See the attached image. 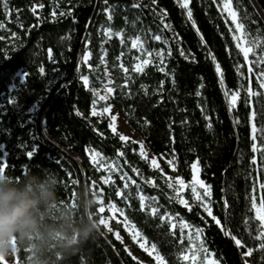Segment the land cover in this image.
Returning a JSON list of instances; mask_svg holds the SVG:
<instances>
[{
  "label": "trees",
  "instance_id": "trees-1",
  "mask_svg": "<svg viewBox=\"0 0 264 264\" xmlns=\"http://www.w3.org/2000/svg\"><path fill=\"white\" fill-rule=\"evenodd\" d=\"M233 2L249 36L259 35L264 42V18L254 2ZM255 2L264 15V0ZM6 3L7 14L5 0H0V25H3L0 163H6L3 173L17 181L33 174L55 181V198L41 209L45 225L67 223L74 228L89 223L97 225L87 237L73 232L74 242L67 248L61 246V232H57L56 240L43 243L36 236L28 239L13 236L17 264H140L128 255L124 243L99 226L97 195L105 204L113 203L122 210L147 242L157 245L167 264H191L178 256L188 245L185 237L182 244L179 241V225L170 231L169 222L141 211L137 185L146 197L158 198L146 200V204L158 205L161 214L179 213L189 224L203 227L206 246L220 264H244L242 249L220 231L190 195L187 199L193 205L191 212L178 203L164 174L141 158L136 143L121 141L108 127V117L91 115L93 90L100 89L107 76L113 88L112 105L160 157L162 168L170 176L179 175L185 182H191L192 164L198 162L200 179L211 185L214 215L226 229L254 248L247 258L248 264H264V251L256 248L258 241L254 239L259 222L251 208L254 192L264 197V189L259 186L264 183V150L255 153L251 150L252 123L258 129V147L264 144V95L253 96L251 105L245 102V77L251 79L254 92L264 93L256 79L260 66L253 64V72L248 73V64L238 53L229 24L215 0L190 2L199 33L176 0H156L155 4L151 0H6ZM135 4L140 7H134ZM69 9L70 15L60 14ZM157 10L162 14L166 10L163 21ZM107 28L112 29V35L104 34ZM116 32L122 35L117 36ZM154 34L161 35L162 40H155ZM201 34L206 45L201 43ZM137 36L143 49L153 55L142 72L133 71L136 58H143L131 45ZM180 48L185 50V56L180 54ZM160 49L165 50L163 72L156 59ZM86 51L90 53L87 63L82 60ZM209 51L223 69L227 88L244 86L232 111ZM259 51L258 45L257 54ZM120 64L129 69L128 73ZM237 65L242 66L244 76L238 74ZM40 67L45 69L44 73L39 71ZM81 75L89 77V87L84 86ZM125 79L129 81L126 86ZM253 110L256 116L250 121ZM77 111L82 115H77ZM205 116L210 118V128ZM88 148L102 154L99 161L115 167L102 169L93 164ZM117 149L124 155L119 156ZM30 150L34 151L31 158L26 155ZM173 153L176 167L171 170L167 159ZM253 155L257 157L255 163ZM124 173L136 184L122 180ZM105 176H111L107 184L101 179ZM149 177L155 180V185L145 182ZM126 182L128 188H124ZM117 190L123 196H117ZM175 220L174 216L172 222ZM134 248L145 261L143 264H154L149 256ZM0 264H4L1 258Z\"/></svg>",
  "mask_w": 264,
  "mask_h": 264
},
{
  "label": "snow or ice",
  "instance_id": "snow-or-ice-1",
  "mask_svg": "<svg viewBox=\"0 0 264 264\" xmlns=\"http://www.w3.org/2000/svg\"><path fill=\"white\" fill-rule=\"evenodd\" d=\"M152 4L156 3V0H151ZM190 2L191 0H177L178 5L185 10L186 13V18L187 20L191 21L193 28H196V31L199 33V29L196 27V22L193 19V12L192 9L190 7ZM215 2L217 3V7L220 8V10L224 13H227V16L230 17V22L231 25H234V27L230 28V31L232 33V39L233 41H235V47L238 50L239 54H242L243 56V60L245 61L246 64H248V68L247 71L248 73H252L253 72V64H256L258 66H260L259 70L256 72V79L258 81V87L259 89H264V42L261 41L260 36L258 35L257 37H254L252 39H248L249 37V33L247 31V27L245 25L244 22H242L241 18L238 15V10L233 6V0H215ZM5 12L7 14V3L5 0ZM41 6L42 5H38ZM134 7H140L139 4H135L133 5ZM146 7V5H145ZM18 11V10H17ZM33 11H35V8H33ZM108 9H105V12H108ZM61 15H65V14H71V10H67L66 13H60ZM53 16L56 15L55 12L52 13ZM167 15L166 10H164L163 14L161 15V20L163 21L164 16ZM111 17L109 16V19ZM3 25H0V27H2ZM21 27H23V25H21ZM164 27L167 28L169 27L168 24H164ZM259 29H257V32L259 33ZM104 34L105 35H112V29L111 28H107L104 30ZM13 35H15V33H13ZM115 35L120 36L122 35L121 32H116ZM153 38L155 40H162V36L161 35H155L153 36ZM164 43H168L167 40L163 41ZM141 38L139 36L135 37L134 39H132L131 41V45L133 48H136L139 44H141ZM201 43L206 45V41L203 38V35L201 34ZM260 46V51L257 54L256 52V46ZM49 51V55H51V49L48 50ZM180 54L182 56H185V50L183 48L179 49ZM250 53L253 54L255 56V60H250L249 56ZM167 54L170 55L171 54V48L167 49ZM149 56H151V53H148ZM188 55L191 56L192 59H194V54L189 53ZM208 55L211 57V59L215 62V71L217 73V77H218V81L220 83V85L222 86V90L224 93V96L227 100L228 103V107H229V111H232L233 109H235L238 100L240 99V94L241 91L244 90V86L241 85L240 88H237L235 90H229L226 86V84L224 83V72L223 69L220 65L219 62H216V57L213 53H211L209 51ZM90 56L89 52H85L82 60L83 62L87 63L88 58ZM164 57H165V50L164 49H160L157 50L156 52V59H158L161 63V67H160V71L163 72L164 71V67H163V63H164ZM101 59L103 60V57H101ZM119 59V57L117 58ZM139 62L136 63L133 67V71L135 72H142L144 70L145 65H148L149 63L152 62V60L150 59H144L141 57H137L136 58ZM89 67H91V65H89ZM120 68H122L124 70L125 73H128L129 69L125 68L123 64L119 65ZM242 66L237 65V72L240 76H244L245 74L243 72L240 71V68ZM39 71L41 73H44L45 69L43 67H40ZM80 79L83 81L84 86L87 87L89 84V77L87 75H81ZM245 79L247 80V88H246V100L245 102L249 105H251L252 103V97L256 96V95H264V93H257L254 92L253 87H252V81L251 79H248L247 77H245ZM129 83V81L127 79H125L124 84L125 86ZM161 86L163 85V81L160 82ZM141 87L143 88L144 86L141 85ZM201 87H203V85H201ZM107 93H112L113 92V88L112 87H107L106 89ZM130 94V93H129ZM197 96L200 95V92L197 91ZM99 99L101 100H106L107 96H100ZM162 99V97H161ZM9 103H13L12 100H9ZM95 104V101L93 102ZM111 109V105H107L106 107H104L102 109L101 112H98L97 109L95 107L92 108V112L91 115H102V114H106L109 113ZM201 111L203 112V106H201ZM77 115H82V113H80L79 111H77ZM256 116V112L253 110L250 112V116H249V120L251 121L254 117ZM117 119V114H112L110 116V122L108 124V127L112 130V132L114 134H117L119 136V139L121 141H127L129 139L128 136L122 134V133H118L117 132V127H116V121ZM205 119L209 121V123L207 124V127H211V123H210V118L205 116ZM186 122V121H185ZM238 123V120L236 121ZM147 123V121H146ZM257 126L255 123L251 124V140L253 141V143L251 144V150L253 153L257 152L258 150H264V144L259 145L257 144ZM101 135H103V133H100ZM140 144V156L141 158L150 161V166L156 169H160V165L157 161V158L154 155H150L149 153H147L144 149L143 146V142H138ZM86 151H88V154L90 156V159L92 161V163L97 164L99 168L102 169H107L109 167H115V165H109L106 162H101L98 160L99 157H101V153L99 151H97L94 148H88L86 149ZM117 154L119 156H123L124 153L122 151H120L119 149H117ZM26 155L31 158L34 155V151L30 150L26 153ZM252 162L255 163L257 157L255 155L252 156ZM176 157L173 153L172 158L171 159H167V164L175 169L176 167ZM5 167H6V163H0V173H3L5 171ZM192 169H193V177H192V181L189 182L188 184H186L185 180L177 175L174 178L168 176L166 183H167V187L169 189H172L175 193H177V201L179 204L183 205L189 212H191L193 210V205L192 203L188 200L185 199L184 196L182 195L183 190L185 189V187H190L191 189V193H192V200L197 203V205L203 210L204 213L207 214V217H210L211 220L215 223V225L220 229L221 232L224 233V235L230 237L233 242L235 243V245L238 248L242 249V257L244 258V264H248V260L247 258L251 256V254L254 251L253 247H248L241 239L237 238V236H235L229 229H226L225 226L222 224L220 218H218L217 216L214 215L212 207H211V202H210V197L212 195L211 192V185L206 184L203 180L199 179L198 176V162H194L192 164ZM134 172H137V174H139V170L133 168ZM160 171L163 173V169H160ZM166 175V174H164ZM101 179L103 180V182L105 184L109 183V181L111 180V176H105V177H101ZM122 180L125 181H131L132 184H136L135 180H132L131 177H129L127 175V173H124L121 176ZM174 181V182H173ZM146 183L155 185V180L151 177L147 178V180L145 181ZM260 188L264 189V183H261ZM129 185L126 182L124 184V188H128ZM199 189H202L201 191H198ZM117 196H123V193L120 190H117L116 192ZM137 195L139 197V206L141 211H147L150 215L158 217V219L162 222L167 221L169 222V226H170V231L171 229H175L177 227L176 223L172 222L173 221V217L175 216V219L179 221V227H180V237H179V241L181 242V244L183 243L184 240V236H185V229H188L187 232V240H188V245H187V249L186 250H182L178 253L179 258L182 261L185 262H191V264H220V261L213 258V255L209 248L206 246V240L204 237V229L203 227H199V226H193L191 224H189L186 220L181 219L179 216V213L173 214L171 212L168 211H164L162 214L160 213V209L159 206H153L152 204H146V200L148 201H154L157 200V197H146L140 190H139V185H137ZM224 207L225 209H227L228 207V202L225 199L224 200ZM251 208L252 210H254L255 212V219L258 220V226H257V231H256V236L254 237L255 240L258 241V243L256 244V248H258L261 251H264V197H262L259 200V203H257L256 198L253 196L252 197V202H251ZM98 211L100 213H103L105 211V208L103 206L99 207ZM109 211L115 213L117 211H119L120 216L123 217V223L125 225L126 230L131 234V238L133 241H135L136 243L139 244V247L142 248L146 253H148L149 256L153 257L156 264H167V261L165 259V257L163 255H161V253L158 251L157 249V245L155 243H151L150 246L146 243L147 238L144 237L142 235V233L139 231V229L136 227L135 224L131 223L128 219L127 216L124 215V212L122 210H119L116 208L115 204H111L109 205ZM247 221V218H245ZM100 224L103 225L104 227L107 228V230L109 232H112L113 230L108 226V220L104 219L103 216L100 217ZM115 237L117 240H121L120 234L119 232H115L114 233ZM198 241V244L196 243ZM246 249V250H243ZM126 251H128L127 247L125 248ZM201 253L203 254V260L201 261ZM128 255L132 257L133 260H137L138 258L133 256L132 253L130 251H128ZM140 264H143V262L141 261Z\"/></svg>",
  "mask_w": 264,
  "mask_h": 264
},
{
  "label": "clouds",
  "instance_id": "clouds-1",
  "mask_svg": "<svg viewBox=\"0 0 264 264\" xmlns=\"http://www.w3.org/2000/svg\"><path fill=\"white\" fill-rule=\"evenodd\" d=\"M54 183L34 174L17 181L0 173V256L8 255L13 236L17 239L36 236L43 243L56 240L57 232H61V246L67 248L74 242L73 232L87 237L96 229L94 223L82 228H74L67 223L55 226L44 224L41 209L55 198Z\"/></svg>",
  "mask_w": 264,
  "mask_h": 264
},
{
  "label": "rangeland",
  "instance_id": "rangeland-1",
  "mask_svg": "<svg viewBox=\"0 0 264 264\" xmlns=\"http://www.w3.org/2000/svg\"><path fill=\"white\" fill-rule=\"evenodd\" d=\"M221 3H222V0H221ZM233 6H234V2H233ZM219 10H220V8H219ZM220 12L224 16L225 20L228 22L229 27L230 28L234 27V25H231L230 17L227 16V13H224L221 10H220ZM158 13L160 15H162V13L160 11H158ZM248 39L250 40L252 38L249 36ZM136 48L143 55V58L144 59L153 60V55L151 54V56H149L148 55L149 52H146L140 44ZM252 56H253V54L250 53V56H249V59L250 60H252ZM145 66H147V65H145ZM145 66H143V67H145ZM110 84H111V82L109 80V77L107 76V81L104 83V85L100 89L93 90V94L95 96V104H94V107L97 109L98 112H101L102 109L104 107H106L107 105H109V104L111 105V109H110V112L109 113L102 114V115H95V116H98V117L105 116V117H108L110 119V116L112 114H117V119L115 121L116 127H117V132L118 133H122V134L128 136L129 139L127 141L136 143L138 145V152H140V144L138 142H141L142 141L145 151L147 153H149L150 155H154L157 158V161H158V163L160 165V169H163V174H166L164 176L166 177V180H167V177L170 176V175L164 170V168H162L161 161H160L161 160L160 157L158 155L154 154L148 148V146L146 145V143L144 142V140L128 125V123L123 119V117L120 115V113L117 111V109H115L114 106L112 105L111 101H112V94H113V92L112 93H107V91H106L107 87H110ZM87 87H89V84H88ZM263 92H264V89H263ZM100 96H107V99L106 100H101V99H99ZM115 135H117V134H115ZM148 162L150 163V161H148ZM95 165H97V164H95ZM171 170H174V169L171 168ZM198 176H199V174H198ZM170 177H173L174 178L175 176L173 175V176H170ZM199 179H200V177H199ZM188 183L189 182H186V184H188ZM149 185H152V184H149ZM198 191H201L202 192V189H199L198 188ZM173 194H174V197L176 198L177 197V193H175L173 191ZM182 195L184 196L185 199H187V196L188 195H190L192 197V193H191L190 187H185V189L183 190ZM253 196L256 198L257 203H259V200L261 199L260 198V195L258 193H256V192H254ZM96 201L100 204V207L103 206L105 208V211L103 213H100L99 212L100 213V217L103 216L104 219L108 220V226L113 231L112 232H109L106 227H104L103 225L100 224V220L98 222L99 226H102L107 232L112 233L113 235H114L115 232H119L120 237H121V240H119V241H121L122 243H124L125 248L127 247L128 251H130L133 256H135V257L138 258L137 261H139V262L142 261L143 263H145V261L142 260V258L139 256V254L135 252V248L134 247H136L137 249H139L142 252H144L147 256H149V255L142 248L139 247V244L138 243H136L135 241L132 240L131 234L126 230L125 225L123 223V217L120 216L119 211H117L115 213L109 211V205H110V203L105 204L103 202L102 197H99L98 195L96 196ZM111 204H113V203H111ZM116 208L119 209L117 206H116ZM174 222L179 225V221L178 220H175ZM184 231H185V236L184 237L187 238L188 229H185ZM114 237H115V235H114ZM146 243L150 246V244L147 242V240H146ZM196 243L198 244V241ZM11 245H12V247H11L8 255L7 256H0V258L3 261L4 264H17L16 251H15V245H14V239H13V237L11 239ZM149 257L153 260L154 264H156L154 258L151 257V256H149ZM201 260H203V254L202 253H201Z\"/></svg>",
  "mask_w": 264,
  "mask_h": 264
},
{
  "label": "water",
  "instance_id": "water-1",
  "mask_svg": "<svg viewBox=\"0 0 264 264\" xmlns=\"http://www.w3.org/2000/svg\"><path fill=\"white\" fill-rule=\"evenodd\" d=\"M253 2H254V4H255V6L257 7V9H258V11L260 12V14L263 16V18H264V15H263V13L261 12V10H260V8L258 7V5H257V3L255 2V0H252Z\"/></svg>",
  "mask_w": 264,
  "mask_h": 264
}]
</instances>
